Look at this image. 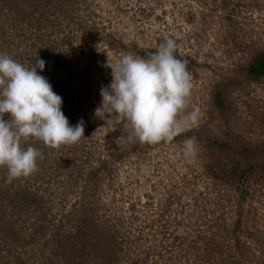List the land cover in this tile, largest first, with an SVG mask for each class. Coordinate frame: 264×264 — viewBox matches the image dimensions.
I'll return each mask as SVG.
<instances>
[{
    "label": "rangeland",
    "instance_id": "obj_1",
    "mask_svg": "<svg viewBox=\"0 0 264 264\" xmlns=\"http://www.w3.org/2000/svg\"><path fill=\"white\" fill-rule=\"evenodd\" d=\"M166 38L192 77L181 115L199 109L198 124L129 142L123 123L95 115L104 65ZM0 53L43 59L85 129L57 148L23 142L42 153L27 177L7 182L0 167V264H264V77L249 73L264 55V0H0ZM224 143L254 153L244 176L229 174Z\"/></svg>",
    "mask_w": 264,
    "mask_h": 264
},
{
    "label": "clouds",
    "instance_id": "obj_2",
    "mask_svg": "<svg viewBox=\"0 0 264 264\" xmlns=\"http://www.w3.org/2000/svg\"><path fill=\"white\" fill-rule=\"evenodd\" d=\"M177 48L175 39L166 38L147 57L129 53L112 63L108 58L104 67L111 69L112 79L101 86V105L95 115L105 123L114 116L115 122L128 130L126 139L141 144L172 141L196 126L199 109L181 115L193 84L187 61L176 55ZM45 65L43 59L36 58L26 66L0 53V167L7 168V182L32 174L42 158L38 149L22 147L23 142L32 138L57 148L85 136L83 119L70 125L62 111V97L40 74ZM121 139L115 138L117 143ZM183 144L185 155H192L195 138Z\"/></svg>",
    "mask_w": 264,
    "mask_h": 264
},
{
    "label": "trees",
    "instance_id": "obj_3",
    "mask_svg": "<svg viewBox=\"0 0 264 264\" xmlns=\"http://www.w3.org/2000/svg\"><path fill=\"white\" fill-rule=\"evenodd\" d=\"M249 73L253 74L257 77H264V55H261L260 57L256 58L254 60V63L251 65V68L249 69ZM256 77V79H257ZM215 106L217 109H222L224 106V100L223 95L221 92H217L215 95ZM217 150L219 152L227 151L228 153H232V160L225 162V166L229 168V174H232L234 176L242 177L244 176L249 170H251L252 162L254 161V153L251 150H234L233 148H229V146L224 144H216ZM228 149V150H227ZM222 154V153H221ZM234 157V159H233Z\"/></svg>",
    "mask_w": 264,
    "mask_h": 264
}]
</instances>
